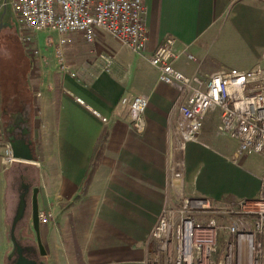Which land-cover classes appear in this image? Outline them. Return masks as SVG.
<instances>
[{"label":"crops","instance_id":"1","mask_svg":"<svg viewBox=\"0 0 264 264\" xmlns=\"http://www.w3.org/2000/svg\"><path fill=\"white\" fill-rule=\"evenodd\" d=\"M8 2L0 0L4 14ZM146 4L144 52L136 53L106 33L93 48L80 34H71L65 48L69 70L63 72L57 60V70L51 75L45 72L44 87L37 90L31 83L25 89L29 97L24 103L30 109L38 104V92L42 97L43 127L34 137L40 211H54L59 219L56 224H41L50 264H151L147 243L169 202L170 153L179 138L174 114L181 98L180 91L162 82L159 69L149 62L162 42L175 37L180 48L196 57L197 61L184 57L176 64L187 75L264 67L261 0H146ZM32 36L34 44L40 42L41 34ZM44 45L45 51L54 49ZM232 55L249 61L224 63ZM104 57L114 61L109 69ZM138 95L149 97L143 136L133 131L130 106L123 103ZM0 107L5 110L1 101ZM220 119L219 108L208 113L199 141L188 143L183 157L187 194L226 206L256 196L264 167L253 171L241 165L245 155L234 162L239 141L233 134L218 133ZM105 129L108 141L86 195L72 208H62L80 193Z\"/></svg>","mask_w":264,"mask_h":264},{"label":"built area","instance_id":"2","mask_svg":"<svg viewBox=\"0 0 264 264\" xmlns=\"http://www.w3.org/2000/svg\"><path fill=\"white\" fill-rule=\"evenodd\" d=\"M8 5L19 25L29 32L24 41L32 48V55L39 50L33 47L35 38L31 33L49 34L47 44L54 46L63 72L70 68L65 48L71 34H80L90 48L95 47L102 33L117 38L136 53L147 47L146 0H9ZM184 57L197 61L186 48L179 47L177 38L169 37L149 58L159 69L160 80L176 87L181 95L174 114L179 138L171 148L168 169L172 189L147 243L152 252L150 262L264 264V174L258 178L254 198L221 206L187 194L183 157L188 143L199 141L204 118L219 108L218 133L233 134L239 141L234 162L246 154H260L264 158V67L222 68L203 77L198 73L187 75L176 68ZM104 60L108 69L114 63L111 58ZM78 101L85 105L82 99ZM123 103L130 106L133 131L143 136L147 130L149 97L138 95L125 98ZM94 114L102 117L97 111ZM13 162L9 146L5 164ZM55 221L54 211H40L41 224Z\"/></svg>","mask_w":264,"mask_h":264},{"label":"rangeland","instance_id":"3","mask_svg":"<svg viewBox=\"0 0 264 264\" xmlns=\"http://www.w3.org/2000/svg\"><path fill=\"white\" fill-rule=\"evenodd\" d=\"M2 9L3 8L0 9V101L2 103L3 109L15 111L21 106V102L26 101L28 103L29 96L25 95V89L28 90L29 84L34 83L36 89L40 90V88L44 87L45 72H48L46 73L48 75L53 74V72L57 70L58 64L55 53L53 52L54 49L51 50V48L48 52L45 51L48 49L44 48H47V46L44 45V43H47L44 41H47L49 36L48 33H40L41 38L38 39L40 42L37 44L35 43L33 46L39 50V53L37 55H32V48H29L24 41L26 34L29 32H26L19 25L18 18L9 5L6 14H4L5 10ZM31 34L34 35L33 33ZM38 47H40V49ZM234 56L235 55L230 57L226 56L224 58V63L230 64L238 62L240 64H247L249 61L248 59ZM37 94L36 98L38 104L31 108V124L34 128L33 137L38 136L41 128L43 127L42 122H40L41 107L39 105L42 97L37 96ZM25 98H27V100ZM219 112L220 111L217 110L213 114L218 115ZM52 118V124H54L55 110L52 111ZM7 145L8 143L2 135V129L0 126V264H5V254L9 250V243L7 241V228L4 221L6 214L4 204V172L5 168L10 166V164H5V152ZM240 163L241 165L253 171H258L264 167V160L260 154L245 155L241 159ZM55 217L56 221L52 222L53 224H56L59 221L58 214H56V212ZM42 228L41 234L43 232ZM43 235L42 240L47 249L46 240L44 239ZM44 259L50 264L49 254Z\"/></svg>","mask_w":264,"mask_h":264},{"label":"water","instance_id":"4","mask_svg":"<svg viewBox=\"0 0 264 264\" xmlns=\"http://www.w3.org/2000/svg\"><path fill=\"white\" fill-rule=\"evenodd\" d=\"M6 114H9L10 121L2 135H6L5 140L12 150L14 162L4 172V221L9 243L5 264H49L44 259L48 251L41 235V179L37 167L39 157L31 139V109L9 113L0 107V119ZM25 229L27 232L24 236Z\"/></svg>","mask_w":264,"mask_h":264},{"label":"trees","instance_id":"5","mask_svg":"<svg viewBox=\"0 0 264 264\" xmlns=\"http://www.w3.org/2000/svg\"><path fill=\"white\" fill-rule=\"evenodd\" d=\"M108 137H109V130L105 129L103 131V133L101 134V136L98 140V143L95 146L91 166H90V169L88 170V173L86 175V178H85V181L82 185L80 193L74 198V200L72 202H69V203L62 205V208H64V209L72 208L83 196L86 195V193L90 187L92 178H93V176H94L96 170L98 169L99 164L102 160L103 153H104V150L106 147V143L108 141Z\"/></svg>","mask_w":264,"mask_h":264},{"label":"flooded vegetation","instance_id":"6","mask_svg":"<svg viewBox=\"0 0 264 264\" xmlns=\"http://www.w3.org/2000/svg\"><path fill=\"white\" fill-rule=\"evenodd\" d=\"M25 108H29L24 102H22L21 103V106L18 108V109H16L15 111H8L9 113H11V112H21V111H23ZM10 121V117H9V114H6V115H2V118H1V120H0V126H1V129H2V131H3V129H5V127L7 126V124H8V122ZM29 124L32 126V124H31V118H30V121H29ZM4 137V139H6V135L5 136H3ZM19 137V136H18ZM31 139L34 141V148L36 149V142H35V139H34V137H33V131H32V135H31ZM26 232H27V230L25 229L24 231H23V235L25 236L26 235ZM32 235V234H31ZM42 235V234H41Z\"/></svg>","mask_w":264,"mask_h":264}]
</instances>
